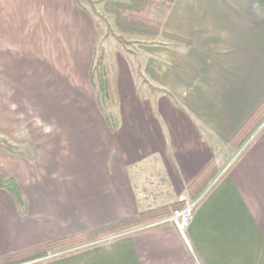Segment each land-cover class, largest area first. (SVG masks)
Instances as JSON below:
<instances>
[{"label": "crops", "instance_id": "obj_1", "mask_svg": "<svg viewBox=\"0 0 264 264\" xmlns=\"http://www.w3.org/2000/svg\"><path fill=\"white\" fill-rule=\"evenodd\" d=\"M31 2L67 21L49 23L43 51L30 23L0 21V130L36 153L0 150V174L26 200L20 214L0 189V258L80 236L77 251L36 264H264V126L242 154L228 144L264 100V0H175L163 32L190 44L138 37L133 60L104 56L103 110L88 79L93 20L74 0H0V15ZM210 163L215 184L184 236L173 224L134 232L164 219L92 241L180 201Z\"/></svg>", "mask_w": 264, "mask_h": 264}, {"label": "trees", "instance_id": "obj_2", "mask_svg": "<svg viewBox=\"0 0 264 264\" xmlns=\"http://www.w3.org/2000/svg\"><path fill=\"white\" fill-rule=\"evenodd\" d=\"M76 5L86 13V15L93 20L96 28L98 29V22L92 17L84 3L89 6L92 13L98 18V20L106 23V17L100 16L97 10H95L97 4H102V11L107 17H110L113 21L115 31L122 35H130L147 40H154L159 37L169 38L180 43L189 45L188 41L180 39L176 36L169 35L163 32V24L165 18L173 5L175 0H74ZM106 30L113 35L110 30V26L105 24ZM117 39H120L119 37ZM102 57H100L99 63V75H98V91L104 98H111V81L110 74L105 64H102ZM92 70L89 72L88 79L91 87L94 89L96 95V87L92 81ZM151 88V87H150ZM152 89V88H151ZM140 95V94H139ZM141 96V95H140ZM97 99V95H96ZM99 106V104H98ZM100 110H103L99 106ZM106 121H109L108 115H104ZM264 121V100L245 121V123L238 129L234 136L229 140L228 144L233 148H242L255 131V129ZM114 125L111 124L113 130ZM249 145V144H248ZM248 145L241 151V154L245 151ZM17 146V147H15ZM28 148V149H26ZM0 150L8 155L17 156L23 159L36 160V153L32 144L28 140H17L14 135L0 130ZM215 177V165L210 163L204 171L187 187L185 198L194 201L202 193L208 189L211 182ZM217 182V181H216ZM215 184V183H214ZM213 184V186H214ZM212 186V187H213ZM211 187V188H212ZM207 191L206 195L210 191ZM0 189L7 192L16 202L20 214H24L26 211V200L16 183V181L10 177L0 174ZM205 195V196H206ZM184 208L183 201H177L168 207H162L156 210H151L145 213H141L136 217L127 219L118 224V227L111 229H104V231L96 232V238L107 236L113 233H124L125 231L139 228L143 225H147L153 222L170 218L175 212L181 211ZM164 223L155 227L168 225ZM151 227V228H155ZM146 230V229H142ZM138 230L134 232H140ZM133 232V233H134ZM81 242L80 236H70L62 238L56 241L49 242L43 246H37L25 251L15 253L13 255L0 258V264H36L46 261V253L59 254L57 257L65 256L74 251H77V246ZM55 258V257H54Z\"/></svg>", "mask_w": 264, "mask_h": 264}, {"label": "rangeland", "instance_id": "obj_3", "mask_svg": "<svg viewBox=\"0 0 264 264\" xmlns=\"http://www.w3.org/2000/svg\"><path fill=\"white\" fill-rule=\"evenodd\" d=\"M84 6L86 9L91 12L92 17L95 21L98 22V37L96 40L95 45V64L92 68V81L96 87V95L99 106L101 108H104L105 106H109L110 103L108 100L103 99V95L98 91V75H99V63H100V57L104 59L106 57V63L111 60L113 56H115L116 52L128 57V59L133 60V56L136 55V53L139 50L138 44L136 40H134L135 36L130 35H122L115 31L113 21L110 17H107L102 11V4H97L95 10L98 11L100 16L103 18L106 17L104 23L101 20H98V18L92 13L91 9L87 4L84 3ZM28 11L24 13H15L10 15H0V21H15V22H27L31 24V38L33 39V47L34 44L36 46V51H39L40 48L43 51L44 46H46V49L49 48L50 39L54 38L53 33L54 31L50 28L49 23H55L63 25L66 27L65 23L67 21V18L63 16L60 13L54 12V11H48L44 6H39V4H34L31 2L30 8L26 7ZM105 24L110 26V30L113 32V35L106 30ZM41 27V29L39 28ZM58 39H60L61 34H59V31L57 33ZM120 39H117V38ZM161 38V37H159ZM62 39L64 40L63 36ZM40 44V47L38 46ZM64 44V41H63ZM105 56V57H104ZM104 57V58H103ZM103 61V60H102ZM103 63V62H102ZM143 92V91H141ZM141 92H139L141 94ZM106 109V108H105ZM264 123H260V125L257 127V129ZM256 129V130H257ZM17 140H25L23 138L15 136ZM17 147V146H15ZM28 149V148H26ZM185 198V197H184ZM186 199V198H185ZM97 238L94 237L93 240H96ZM50 254L49 252L46 253L47 255ZM45 257V259H46Z\"/></svg>", "mask_w": 264, "mask_h": 264}, {"label": "built area", "instance_id": "obj_4", "mask_svg": "<svg viewBox=\"0 0 264 264\" xmlns=\"http://www.w3.org/2000/svg\"><path fill=\"white\" fill-rule=\"evenodd\" d=\"M264 126V123L258 128V130L255 132V134H257L259 132V130H261ZM255 134L248 139V141L246 142V144L242 147L241 151L252 141V139L255 137ZM215 182H213L208 189H206L202 195H200L196 200L194 201H190L188 199L185 198H181L180 201L184 202V208L181 211L175 212L170 218L155 223V224H150L147 226L142 227L141 229H137V230H142V229H149L151 227H155L157 225H161L164 223H169V224H173L174 227L176 228V230L178 231V233L181 236H184V232L185 229L188 227V225L190 224L191 218H192V214L193 211L195 209V207L197 206V204L205 197L207 191L209 190V188H211L213 186ZM136 231V230H135ZM59 254H48L46 259H52L54 257H57Z\"/></svg>", "mask_w": 264, "mask_h": 264}]
</instances>
